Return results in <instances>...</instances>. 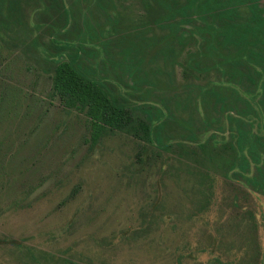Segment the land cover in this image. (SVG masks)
<instances>
[{"label":"rangeland","instance_id":"1","mask_svg":"<svg viewBox=\"0 0 264 264\" xmlns=\"http://www.w3.org/2000/svg\"><path fill=\"white\" fill-rule=\"evenodd\" d=\"M162 1L0 0V264H39L29 253L77 264H261L264 195L226 177L228 141L162 152L116 132L94 144L86 112L58 96L41 58L83 16L105 39L161 38L186 5L175 0L170 12ZM236 6L264 28V0ZM190 50L175 53L173 68L161 57L145 65L171 72L172 103L187 83L219 79L186 71ZM216 129L209 135L222 138Z\"/></svg>","mask_w":264,"mask_h":264},{"label":"trees","instance_id":"2","mask_svg":"<svg viewBox=\"0 0 264 264\" xmlns=\"http://www.w3.org/2000/svg\"><path fill=\"white\" fill-rule=\"evenodd\" d=\"M223 1L185 0L178 10L182 19L160 26L167 31L161 38L142 30L105 39L83 16L77 31L55 40L41 58L54 70L58 96L86 112L94 144L116 132L143 136L162 152L185 147L186 142L206 150L228 141L232 158L226 177L264 195V143L259 135L264 131V28L254 10L242 17L236 6L242 0L221 6ZM165 2L161 4L173 12L175 0ZM194 13L197 17L191 16ZM188 48L193 50L187 52L184 69L199 75L215 72L219 79L187 83L183 100L172 103L167 93L171 72L145 65L161 57L173 68L175 53ZM191 110L201 117L199 127ZM213 125L222 138L209 135ZM29 255L39 264L46 259L43 254ZM46 260L77 264L53 256Z\"/></svg>","mask_w":264,"mask_h":264}]
</instances>
